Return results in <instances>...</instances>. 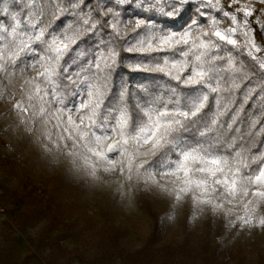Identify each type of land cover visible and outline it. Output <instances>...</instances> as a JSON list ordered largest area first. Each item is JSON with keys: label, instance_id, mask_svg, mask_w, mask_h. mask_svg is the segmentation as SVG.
<instances>
[{"label": "rangeland", "instance_id": "1", "mask_svg": "<svg viewBox=\"0 0 264 264\" xmlns=\"http://www.w3.org/2000/svg\"><path fill=\"white\" fill-rule=\"evenodd\" d=\"M27 2L35 4L33 22L38 21L39 28L47 29L61 39L71 35L76 28L87 27L79 22L87 18L84 12L91 10L95 21L100 19L97 10L108 11L111 7L118 14L115 19L119 20V33L125 48L129 46L125 41L135 43L150 33L182 36L191 31L193 36H199L201 32L209 31L213 20L217 21L213 31L232 27L228 18L202 8L198 3H192L197 5L194 9L189 5L184 7L183 23L179 25L172 20L163 21L161 17L169 18L165 15L143 11L148 7L147 0H131V3L125 0L118 7L111 0H91L83 12L72 7L79 0ZM6 3L11 7L13 3L23 4L24 0H6ZM104 4L109 7H101ZM220 4L229 12L238 6H250L254 10V18H258L259 24L250 18L254 33L250 39L261 51L253 50V55L258 63L264 60V37L260 32V26L264 25L260 10L264 9V4L259 0H239L238 4L220 0ZM3 6L0 2V7ZM11 11L15 15L22 10L12 8ZM151 15H155V19L148 20ZM138 19H143L147 27L134 31ZM0 22L11 23V16ZM69 25H72L71 29ZM233 38L242 46L246 43L242 35ZM90 39L95 41L97 38ZM36 47L41 56L48 55L41 46ZM224 47L231 52L234 62L221 66H229V82H233L232 72L239 68L235 66L236 58L240 54L251 57L246 54L245 47L239 51L230 45ZM86 48L89 52L94 50L81 45L80 51ZM75 51L65 56L69 65V57ZM156 54L158 59L154 57ZM164 55L170 59L179 58L172 53L134 54L126 64L128 67L155 64ZM37 60L32 57L16 68H9L7 74L0 73V264H264V225L260 223L264 219V198L249 195L244 201H251L248 208L240 199L228 203L221 198L216 203L222 208L214 210L212 205L198 204L193 194H181L177 199L175 194L161 191L154 181L145 183L135 174L131 180L127 178V172L121 174L119 170H97L93 176L91 159L86 161L79 157L73 162V157L66 155L62 146L57 147L56 132L51 123H45L47 117L34 122L30 113L25 114L14 107L18 103L28 106L29 96L34 95L32 78L44 70L39 65L30 67L37 64ZM242 64L248 66L244 76L253 72L247 59ZM77 71L78 67L69 66L72 80L77 83L62 80L60 85L62 94L70 101L69 106L87 99L79 85L84 74L77 77ZM137 72L132 70L131 79L123 74L113 76V80L127 89L132 82L144 96L169 99L165 93L174 85L158 83V89L152 93L148 90L150 81ZM74 91L81 95L73 98ZM177 94L183 95L180 91ZM47 132H52L51 141L47 135H41ZM176 158L175 155L161 157L160 163ZM260 166L259 163L252 164L245 174H257ZM155 179L164 183L158 175ZM167 187L172 189L174 185L169 183ZM237 216L251 217L252 223L243 224Z\"/></svg>", "mask_w": 264, "mask_h": 264}, {"label": "snow or ice", "instance_id": "2", "mask_svg": "<svg viewBox=\"0 0 264 264\" xmlns=\"http://www.w3.org/2000/svg\"><path fill=\"white\" fill-rule=\"evenodd\" d=\"M0 2L4 4L0 7V21H7L11 16V23L0 22V73L7 74L9 68H16L32 57L38 60L30 67L39 65L44 68L32 78L35 92L29 96V105L18 103L14 107L25 114L30 113L34 122L47 117L45 123L52 124L57 147L62 146L66 155L73 157V162L79 157L86 161L91 159L93 176L97 170H119L121 174L127 172L129 180L135 174L138 180L145 183L154 181L161 191L175 194L177 199L181 194H193L198 204L212 205L214 210L222 208L216 203L221 198L228 203L240 199L245 208L251 204V201L244 203L249 195L264 198V153L250 157L245 155V136L241 134L240 127L244 120L249 119L245 108L254 107L251 103L254 94L264 100V95H259L264 93V84L259 86V90L248 87L253 80L250 75L243 77V85L229 83L224 76L225 69L221 67L224 63L232 65L234 62L225 45L237 51L242 47L247 48L246 54L254 60L257 57L253 55V50L261 51L250 39L254 34L250 18H253V23L259 24L250 6H238L229 12L224 10L220 0H215V3L213 0H147L148 7L143 11L167 17L178 16L185 6L198 3L202 8L214 10L228 18L232 27L225 31L218 28L213 31L217 23L213 20L209 31L201 32L199 36H193L191 31L182 36H156L150 33L147 38L141 37L135 43L125 41L129 46L117 49L110 45L115 43L113 37L121 39L119 20L115 19L118 14L108 4L101 6L109 7L108 11H96L100 19L95 21L91 10L84 12L87 18L79 22L87 27L76 28L71 35H64L61 39L47 29L39 28L38 21L33 22L34 3L29 5L24 0L23 4L13 3L10 7L6 0ZM127 2L131 3V0ZM259 2L264 4V0ZM89 3L91 0L88 3L79 0L72 7L83 12ZM111 3L118 7L125 0H111ZM238 3L239 0H232V4ZM12 8L22 11L13 15ZM260 14L264 15V9L260 10ZM147 19L153 20L155 15ZM68 27L71 29L72 25ZM142 27L147 25L143 19H138L134 31ZM102 30H110L108 41L103 39ZM260 32L264 37V25L260 26ZM238 34L244 37L245 45H240L233 38ZM90 37L97 39L93 41ZM37 45L48 55L41 56ZM81 45L94 50L89 52L86 48L80 51ZM74 49L76 51L69 57V65L65 56L73 53ZM121 51L148 56L172 53L179 57L170 59L164 55L155 64L129 66L130 70L162 74L168 82L174 81L175 86L165 93L169 96L168 100L155 95L133 98L127 88L114 82ZM221 52L226 54L222 55ZM69 66L79 68L75 73L77 77L84 74L79 85L87 97L72 106H69L70 101L62 94L60 86L62 80L77 83L72 80ZM256 67L264 72V60ZM181 86L192 91L178 95L177 89ZM155 91L151 90L152 93ZM222 92L226 95L221 96ZM236 92L241 93L239 98ZM80 95L79 91L72 93L73 98ZM222 100L225 101L223 104ZM206 109L212 112L210 125L201 131L198 126L208 114ZM260 123L259 120H250L249 126L253 131L247 133L249 137L264 135V128L255 131ZM213 132L215 135H210ZM189 133L198 135L204 142L197 140L195 145L189 144ZM41 135H47L49 141L52 139V132ZM170 155L177 158L160 163L161 157ZM257 163L261 165L257 174H245L252 164ZM157 175L164 180L163 184L155 179ZM169 183L174 185L172 189L167 187ZM237 220L243 224L252 223L251 217L237 216ZM260 223L264 225V219Z\"/></svg>", "mask_w": 264, "mask_h": 264}, {"label": "trees", "instance_id": "3", "mask_svg": "<svg viewBox=\"0 0 264 264\" xmlns=\"http://www.w3.org/2000/svg\"><path fill=\"white\" fill-rule=\"evenodd\" d=\"M190 9H194L197 8V5H193L190 4L189 5ZM184 13L181 12L178 16H174V17H169V18H162L163 21L166 20H172L174 24H178L182 25L183 23V18H184ZM110 30H102L103 33V39L105 41L109 40V35L108 32ZM113 39L115 40V43L112 44L114 47H116L117 49H122L125 48L124 46V40L123 38L121 39H116L115 37H113ZM130 57H134V54H130L124 51H121V58H120V66L116 69V73L114 74L115 77H118L120 75L126 74L128 79L132 78V70H130V68L127 66L126 62L128 59H130ZM154 57H156L157 59L158 54H156ZM245 59H247V61L251 64V68H253V72L250 73L249 75L253 77L252 83L250 85H248V87L250 88H255L257 90H259V86L261 84H264V79H262V77H264V72H262L258 67H256V65L258 64V61L252 58H248L246 55L245 56H238L235 60L236 64L235 66H239V68H237L238 70H235L234 72H232V74L235 77V80L233 82L235 83H239L241 85L244 84V72L248 71V66L245 64H242V61H244ZM159 61V60H158ZM223 69H225L224 71V76L226 78V80L229 82V75L231 74L230 72V68L229 66H225V68L223 66H221ZM137 74H140L144 77H146L149 81H150V85L148 86V90L151 91L152 89L157 90L158 88L156 86H158V83H163L164 85H174L175 86V82H168L167 77H163L162 74H154V73H149V72H145V71H138ZM232 83V82H229ZM128 90L131 92L133 98H135L136 96H144V92H142V90L140 88H138L135 84H133L132 82H129L128 84ZM177 91H180L182 94L184 93H188L191 92V89H187V88H183L181 86V88H178ZM243 91H247V89H243ZM225 93H221V96H225ZM235 95L239 98V96L241 95L240 92H236ZM259 95H264V93H259ZM225 101L222 100V104ZM254 107H247L245 108V113L247 115V117L249 118L248 120H244L243 123L240 125L241 127V134H244L245 136V141H244V149H245V155L250 157V156H259L262 152V149L264 148V135L261 134H256L253 135L251 137H249L247 135L248 132L253 131L250 128V120L255 119V120H259L261 123L257 126V129L255 131H259L260 128H264V100L259 99V96H257L256 94H254V99L251 102ZM213 110H214V106H213ZM208 114L207 116H205L202 120H201V124L198 126L199 129L201 131H203L206 127H208L210 125V117L212 115V112L208 111L207 109L205 110ZM210 135H215V133H211ZM197 140H200L201 142H204V140L202 138H200L198 135H193V133H189L188 134V143L191 145H195V143L197 142ZM221 154H227V153H221Z\"/></svg>", "mask_w": 264, "mask_h": 264}]
</instances>
